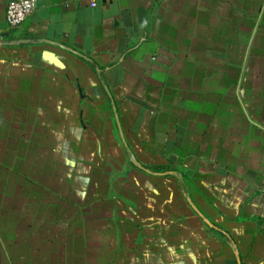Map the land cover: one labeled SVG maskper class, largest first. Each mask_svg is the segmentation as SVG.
Returning a JSON list of instances; mask_svg holds the SVG:
<instances>
[{"label": "crops", "instance_id": "0c3cea01", "mask_svg": "<svg viewBox=\"0 0 264 264\" xmlns=\"http://www.w3.org/2000/svg\"><path fill=\"white\" fill-rule=\"evenodd\" d=\"M20 1L0 264H264V0Z\"/></svg>", "mask_w": 264, "mask_h": 264}, {"label": "built area", "instance_id": "2783aa9c", "mask_svg": "<svg viewBox=\"0 0 264 264\" xmlns=\"http://www.w3.org/2000/svg\"><path fill=\"white\" fill-rule=\"evenodd\" d=\"M35 10V1L11 2L5 11V21L10 30L20 27Z\"/></svg>", "mask_w": 264, "mask_h": 264}, {"label": "water", "instance_id": "95a60500", "mask_svg": "<svg viewBox=\"0 0 264 264\" xmlns=\"http://www.w3.org/2000/svg\"><path fill=\"white\" fill-rule=\"evenodd\" d=\"M47 44H50V45H54L55 43H53V42H49V41H45ZM116 118V124H117V127H118V130L120 131V133H121V129H120V126H119V122H118V120H117V116L115 117Z\"/></svg>", "mask_w": 264, "mask_h": 264}]
</instances>
